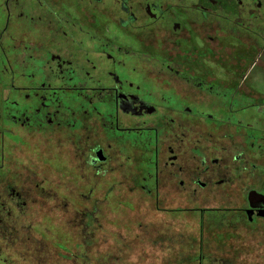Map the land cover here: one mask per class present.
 Wrapping results in <instances>:
<instances>
[{"label":"flooded vegetation","instance_id":"obj_1","mask_svg":"<svg viewBox=\"0 0 264 264\" xmlns=\"http://www.w3.org/2000/svg\"><path fill=\"white\" fill-rule=\"evenodd\" d=\"M47 203L263 225L264 0H0V238Z\"/></svg>","mask_w":264,"mask_h":264},{"label":"rangeland","instance_id":"obj_2","mask_svg":"<svg viewBox=\"0 0 264 264\" xmlns=\"http://www.w3.org/2000/svg\"><path fill=\"white\" fill-rule=\"evenodd\" d=\"M151 208L148 204L89 207L94 217L92 260H101L105 264H167L165 260L198 264L202 254V264H264V224L247 228L248 231L241 229L221 238L222 241H215L218 227L207 221L201 225L198 213H163L151 211ZM77 214L72 206L47 203L44 224L56 230L46 231L43 236L42 229L34 224L39 223L37 213L29 214L28 218L13 216L12 224L7 227L14 236L7 239L18 246L40 249L38 251L55 264H75L72 257L83 250L79 247L80 240L85 242L86 238L80 225H76L80 223ZM76 231L79 235L75 247L61 249L56 246L58 240L64 244L69 233L73 237ZM4 240L0 238L1 242ZM200 241L204 249H198ZM0 251L6 252L8 259L4 262L1 258L0 264H25L13 258L8 249ZM42 264H48V261Z\"/></svg>","mask_w":264,"mask_h":264},{"label":"trees","instance_id":"obj_3","mask_svg":"<svg viewBox=\"0 0 264 264\" xmlns=\"http://www.w3.org/2000/svg\"><path fill=\"white\" fill-rule=\"evenodd\" d=\"M73 208L77 211V213H78L77 216L79 215V222L81 220H85L86 216H91L92 219L94 218L91 214L93 212L91 211V213H90V211H89V207L86 208V211H85L84 207H81V206H76ZM79 208H82V209H80V211H79L78 210ZM34 224H36L39 227V223H34ZM93 226H94V221H92V232H93ZM51 230H56V229H54V227H50V229L48 231H51ZM78 235L79 234H77V231H76V232H74V235L72 238L73 239L76 238L78 240ZM91 237L92 238H90V239H87V237H86L84 239L85 242H82L83 240H80L81 246H79V247H80V249H83V250L79 251V253L75 254L72 257L74 259L73 262L75 264H105V262L102 263L101 260H99V261H96L95 259L92 260L93 255H91L90 252L95 246L94 242H93V237H94L93 233H92ZM2 238L5 240H4V242L0 241V249H8L9 253L11 251L10 254L13 255V258H17L18 260H21L22 263H25V264H42V263L48 261V264L50 262H51V264H55V262L47 259V255L40 253L38 251L40 249H22V247L26 246V245L18 246V245H15L14 243H10L9 239H7L5 237H2ZM80 239H83L82 236H80ZM53 240L55 241V239H53ZM31 242L32 241L30 240V243ZM31 244H35V242H33ZM6 255H7L6 252L0 251V260H1V258H4V262H7L8 259H6ZM101 257L102 256H100V258ZM58 258H59V256H58ZM165 263H167V264H181L180 261L171 262L168 260H165ZM197 263L199 264V262H197Z\"/></svg>","mask_w":264,"mask_h":264}]
</instances>
